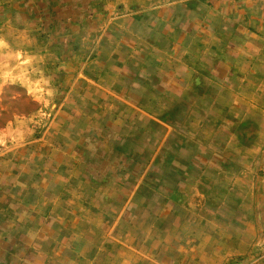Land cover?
Instances as JSON below:
<instances>
[{"label":"crops","instance_id":"obj_1","mask_svg":"<svg viewBox=\"0 0 264 264\" xmlns=\"http://www.w3.org/2000/svg\"><path fill=\"white\" fill-rule=\"evenodd\" d=\"M6 85L51 118L0 129V264L264 248V0H0Z\"/></svg>","mask_w":264,"mask_h":264},{"label":"rangeland","instance_id":"obj_2","mask_svg":"<svg viewBox=\"0 0 264 264\" xmlns=\"http://www.w3.org/2000/svg\"><path fill=\"white\" fill-rule=\"evenodd\" d=\"M9 68V66H8ZM12 80L11 78H8ZM12 84V83H11ZM262 96V103H264V93L261 94ZM36 103L32 101L30 95L25 91L24 87H20L18 85H6L4 87L3 92L0 95V129L6 125L10 120H12L14 117H27L32 118L37 114V117L40 119L38 123H36L37 130H41L44 127V123L48 118V113L51 110H39L35 109ZM263 109V108H262ZM264 110V109H263ZM254 112L248 113L247 116L249 118H252ZM31 122V121H30ZM34 124V122H32ZM40 126V127H39ZM246 143L248 141H245ZM251 143V142H250ZM250 145V144H247ZM263 149V148H262ZM263 151V150H262ZM261 151H259L260 153ZM252 154V153H251ZM262 154V152H261ZM251 158H246V164H249ZM231 160L233 162L237 161V157H232ZM257 167H259V171L263 173L262 167L264 168V155H262L260 158H256V162L254 163ZM264 178V175L261 174ZM247 179L252 182L255 181L257 184H259L260 175L254 176V179H252V174L248 175ZM252 180V181H251ZM263 191V190H262ZM255 261V264H264V248H262V251H259L257 253H250L245 256L236 257L232 260H229L226 264H251Z\"/></svg>","mask_w":264,"mask_h":264}]
</instances>
